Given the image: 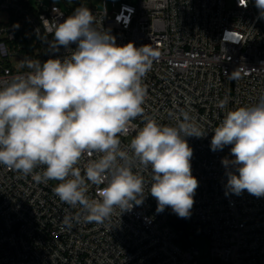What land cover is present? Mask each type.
<instances>
[{
    "label": "built area",
    "instance_id": "2783aa9c",
    "mask_svg": "<svg viewBox=\"0 0 264 264\" xmlns=\"http://www.w3.org/2000/svg\"><path fill=\"white\" fill-rule=\"evenodd\" d=\"M228 1L104 0L102 8L91 9L96 26L114 36L117 45L133 42L160 52L144 79V117L121 137L122 146L145 117L175 125L181 110L206 133L185 137L193 150L191 173L199 182L188 217L190 240L173 226L177 214L170 207L157 211V200L148 192L150 170L142 173L141 204L121 214L117 210L103 224L81 220L69 229L63 218L78 209L55 195L59 181L36 183L0 165V264H201L200 249L192 244L198 237L210 239L213 264H264V196L229 191L226 172L235 170L226 169L222 159H234L232 145L211 150L214 129L226 112L264 95V18L255 0H234L233 7ZM67 17L54 2L0 0V79L27 72L15 68L25 57L43 63L70 55L76 43L57 50L45 31L47 21ZM88 159L81 162L82 174ZM103 186L90 185L89 197L96 198Z\"/></svg>",
    "mask_w": 264,
    "mask_h": 264
},
{
    "label": "clouds",
    "instance_id": "9594fccd",
    "mask_svg": "<svg viewBox=\"0 0 264 264\" xmlns=\"http://www.w3.org/2000/svg\"><path fill=\"white\" fill-rule=\"evenodd\" d=\"M255 5L264 18V0ZM47 22L53 48L78 46L62 60L25 57L20 67L27 72L0 79V165L36 183L59 181L55 195L78 209L63 218L69 229L81 220L103 224L117 210L121 214L141 204L146 170L157 211L170 207L189 217L199 182L191 173L193 150L185 137L206 135L189 112L181 110L175 125L145 117L127 147L121 141L144 117V79L160 52L133 42L117 45L84 5L63 22ZM226 104L225 99L218 106ZM227 145L234 159L223 158L222 164L235 171L226 172V188L264 196V95L226 112L214 129L211 150ZM85 157L90 159L82 174ZM90 185H104L96 198L88 195Z\"/></svg>",
    "mask_w": 264,
    "mask_h": 264
},
{
    "label": "rangeland",
    "instance_id": "374dc122",
    "mask_svg": "<svg viewBox=\"0 0 264 264\" xmlns=\"http://www.w3.org/2000/svg\"><path fill=\"white\" fill-rule=\"evenodd\" d=\"M123 0H118V3H121ZM129 3L137 4L139 0H126ZM31 4L36 5V4H41L44 3L46 6H49L54 2L55 4H58L61 9L68 15L70 16L75 8L84 5L88 7L90 10L93 7L98 6L99 8L103 7V2L104 0H30ZM111 3V1H110ZM235 5L234 0H229L228 1V6L233 7ZM15 68L17 70H22L20 67V62L15 63ZM186 244V242H183ZM192 244L195 247H198L200 249V255L197 256V260L201 264H213V258L211 255V243L210 239L207 237H198L192 241Z\"/></svg>",
    "mask_w": 264,
    "mask_h": 264
},
{
    "label": "water",
    "instance_id": "95a60500",
    "mask_svg": "<svg viewBox=\"0 0 264 264\" xmlns=\"http://www.w3.org/2000/svg\"><path fill=\"white\" fill-rule=\"evenodd\" d=\"M173 226L178 230L185 239L190 240V234L188 231V217L181 218L178 215L172 220Z\"/></svg>",
    "mask_w": 264,
    "mask_h": 264
}]
</instances>
